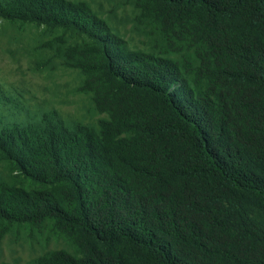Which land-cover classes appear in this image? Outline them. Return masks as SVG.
Returning a JSON list of instances; mask_svg holds the SVG:
<instances>
[{"label": "trees", "instance_id": "16d2710c", "mask_svg": "<svg viewBox=\"0 0 264 264\" xmlns=\"http://www.w3.org/2000/svg\"><path fill=\"white\" fill-rule=\"evenodd\" d=\"M182 58L130 49L86 3L1 0L58 47L106 117L0 119V240L71 250L34 264H264V0H132ZM63 44V43H62Z\"/></svg>", "mask_w": 264, "mask_h": 264}, {"label": "rangeland", "instance_id": "374dc122", "mask_svg": "<svg viewBox=\"0 0 264 264\" xmlns=\"http://www.w3.org/2000/svg\"><path fill=\"white\" fill-rule=\"evenodd\" d=\"M1 1V0H0ZM86 3L109 30L133 50L170 54L182 58L155 28L142 17L132 0H67ZM71 33L51 30L34 23L22 24L0 17V119L4 123H33L55 112L68 124L80 122L97 126L104 117L90 94L79 88L84 79L80 70L69 68L58 47L78 42ZM63 43V44H62ZM0 180L15 179L0 163ZM29 226L14 228L0 240V264H34L53 250H72L61 240L48 238Z\"/></svg>", "mask_w": 264, "mask_h": 264}]
</instances>
